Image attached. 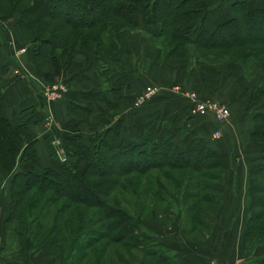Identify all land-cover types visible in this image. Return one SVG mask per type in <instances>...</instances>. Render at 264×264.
Returning <instances> with one entry per match:
<instances>
[{"label":"trees","instance_id":"16d2710c","mask_svg":"<svg viewBox=\"0 0 264 264\" xmlns=\"http://www.w3.org/2000/svg\"><path fill=\"white\" fill-rule=\"evenodd\" d=\"M211 1L0 0V19L15 17L20 39L31 41L36 71L49 79L68 63L75 50L87 53L92 62L105 48L125 53V46H132L128 37L137 25L136 14L140 13L143 24L151 28L150 35L162 38L164 57L187 58L185 46L192 42L197 53L202 54L199 59L205 62L226 65L238 61L258 69L261 81L252 87L245 109L253 121L252 139L264 142V6L250 8L247 0H237L230 4L232 13L216 23L213 30L203 22L193 27L194 18L204 16ZM48 59L53 63L52 72L44 69ZM3 79L0 75V178L9 182L11 209L2 221L1 236L5 242L0 246V264L20 263L26 255L28 240L32 242L31 251L47 247L53 264H57L53 259H61V264H107V259L115 264L111 257L98 254L83 259L85 248L90 249L93 243L104 239L127 248L129 253H115L122 264H180L167 252V245L160 244L159 235L141 219L142 214L134 216L121 206L113 191L121 184L122 176L147 173L153 168H168L165 176L179 182L170 173V169H177L189 181L181 196L184 202L192 199L184 204L187 213L197 208L200 198L216 204L225 163L209 138H190L183 125L173 131L162 129L158 117H154L136 130L133 141L121 137L118 142L112 136L92 137L89 133L69 136L65 143L67 154L82 156L84 163L61 162L57 168H51L38 161L34 135L24 124L4 114ZM19 164L27 167L23 169ZM247 175V219L241 242L245 253H252L261 244L263 248L260 255L240 264H264V154L253 160ZM191 176L202 177L203 181ZM139 181L128 179L120 185L121 189L132 184L134 191ZM202 190L207 192L200 195ZM43 194L45 200L40 204ZM57 201L60 203L52 222L40 223L44 207ZM88 207L98 208L99 213L88 215ZM64 211L68 215L61 219ZM200 216L191 218L204 223ZM189 230L186 229L187 234ZM14 242L17 248L12 249Z\"/></svg>","mask_w":264,"mask_h":264},{"label":"crops","instance_id":"0c3cea01","mask_svg":"<svg viewBox=\"0 0 264 264\" xmlns=\"http://www.w3.org/2000/svg\"><path fill=\"white\" fill-rule=\"evenodd\" d=\"M234 1L237 0H220L218 5L227 7L226 10L229 11L227 13L230 15V4ZM247 4L250 8L252 6H264V0H247ZM10 19L12 18L7 20L9 22L5 21L6 24L3 25L4 27L6 26L7 29H3V34L0 33V75L3 76L5 83L4 93H2L1 99L4 105L3 111L12 121L24 124L26 129L34 135L38 161L42 165H49L51 168H57L61 162L56 160V157L51 154V143H53L54 146L57 143L65 145L67 137L73 135H86L89 133V130L82 129L81 126H78L79 121L81 119L84 120V118L77 119L78 114L73 111L78 107L86 113V117L90 115V122L94 116V122H100L98 111L103 107L99 106L101 100L97 99L96 94L99 90L104 89L105 80L101 79L98 73L92 70V58L82 50H75V52H72L70 55L68 63H66L58 74L55 75L64 77L68 80L70 86L69 90L64 93L62 98L57 100L47 101L37 99V93L45 88L48 79L36 71L30 49L20 54L16 53V55L15 52H12L15 50H12L10 47L11 45H7L8 39H6V41L3 39V37H5L4 35L8 34L11 36L9 39H11L12 42L15 36L18 38L20 35L16 26V20L12 23ZM137 20H139V17ZM142 23L141 18V27L144 25ZM17 38L16 40H18ZM129 40H131L130 37ZM131 42L133 41L131 40ZM136 49L137 47L134 48L135 51ZM149 58L152 64H149L148 68L151 70L145 72L144 78L139 79L135 75L137 74L135 63L130 62V65L129 63L126 64L129 73H124L121 78L118 76V80L116 79L117 81H115L117 85L110 84L115 88V92L118 95L130 94L129 89L134 88V83L138 82V84H141V82L145 81V78L151 81L149 83H154L159 87L150 101L132 110H130L128 103L125 104L126 102L124 103L120 98L118 102L116 101V112L117 110L119 112H124L126 116L125 120H122L121 117L115 115V120H111L108 123L107 127L113 129L112 138L118 142H120L121 137L124 141H133L135 139L136 130L142 128L149 119L154 117H158L162 129L173 131L177 126L183 125L186 127V132L192 137L210 138L212 130L220 126V121L214 119L213 115L209 112L201 114L194 112L192 109L193 99L185 93L186 91H192L198 95L199 99L211 98L213 100L214 97L219 95L222 97L218 92L222 87H216V82V89L215 87L211 88L214 84V80L210 78L208 80L209 83L205 82L202 84L200 80H198V82L194 79L196 74L195 71L190 73L194 81L193 86L191 88L189 86L185 87L180 77V73H182L183 69L180 68V63L184 58H177L179 61L176 60L178 62L175 63V66H173L172 60H169L171 64L169 62H163L162 67H160L161 69L156 67L155 58ZM52 64L51 59H48V64L44 67L46 72L53 71ZM203 65L204 67H212L213 69L215 66H222L226 71L228 70V74L234 71L232 69L234 64L230 62L226 63V65H211L208 63ZM206 69L211 70V68ZM231 69L232 72L230 71ZM112 71L114 73L112 72L110 77L117 75L119 70L113 69ZM219 78L220 80L223 79L221 77ZM230 79L231 77H226L224 79L227 82L224 85V91L222 89L224 98L221 100L226 99L229 101L233 98L227 94V90L231 91L232 89V86H229L232 82ZM109 80L110 79H107V82ZM223 83L224 82L221 81V84ZM245 102H243V105L240 107H238V105L235 106L234 102L228 106L230 108L229 117L226 123H224L223 126L221 125L222 127L226 125L225 131L228 132L230 128L233 129L235 127L234 121L230 115L238 109L242 110V107L245 109ZM121 103L125 106H122ZM202 116H205V119H201ZM75 118L78 120L77 122ZM89 120H87V122ZM248 122L247 134H249L253 126L250 120ZM63 147L65 148V146ZM67 158L66 160L77 165H82L84 163L83 157L80 155H68ZM6 181L5 179H0V246L5 242L1 236V230H3L2 221L4 216H6V211L9 206L8 203L11 199L9 186ZM238 198L239 197L234 194L228 206L223 205L218 211L219 215L217 216V220L221 221L219 226L216 225L218 234H214L213 237L207 236L204 240L197 241L179 239L181 242H179L178 245L182 244V247H179V249L177 248L173 256L180 264H210L212 258L215 257L218 258L222 264H240L243 262L248 263L255 255L261 254L263 248L262 244L258 245L252 253H245L243 250L241 236L243 235V225L245 221L244 216L241 215L243 210L241 211L242 206ZM239 211H241V213ZM229 234H231L232 237L229 236ZM31 243L30 240L25 243L24 253L26 255L18 264H53L49 257L50 255L44 249L41 252L31 251Z\"/></svg>","mask_w":264,"mask_h":264},{"label":"rangeland","instance_id":"374dc122","mask_svg":"<svg viewBox=\"0 0 264 264\" xmlns=\"http://www.w3.org/2000/svg\"><path fill=\"white\" fill-rule=\"evenodd\" d=\"M220 0H212L210 5L207 7L204 16H200L198 18H194L192 22V26H196L200 24V22H203L204 25L211 31L216 27V23H218L220 20L224 19L225 17L229 16V12L227 7H222V5H218ZM231 11V10H230ZM232 13V11L230 12ZM18 12H15V15H17ZM137 17H139V20H137V25L134 28V31L130 33L129 37L134 42L132 43V46L129 45L128 47L125 46L126 50L124 51L117 50L114 52V50L105 48V50L102 53H99L98 59L94 60V62L91 63L92 70L95 71V73H98V76L105 80L104 89L99 90L97 92V99L101 100V105L103 108L98 111L100 115V122L95 123L93 117L92 121L90 122L89 116H85L86 113H84L81 108L74 109V113L78 114L77 119L84 118V120H80L78 126H81L82 129L89 130L90 136L93 137L97 134H100L101 137L104 136L105 138L108 137L111 139L113 129L110 127H107L108 123L111 120H115V117L118 115V117H121L122 120H125V114L124 112H119L117 110L115 103L118 102L119 98L122 100L125 104L128 103L130 110L134 109L131 104L133 102L134 96L145 87V85L149 84V82L146 78L145 81L141 82V84H138V82L134 83V88L129 89L130 94H123L118 95L116 94L115 88L112 87V85L117 83V77L120 76V78L124 75V73H129L128 68L126 67V64L130 62L135 63V69L137 74H135L139 79L144 78V74L147 71H150L151 69L148 68L149 64L151 65L152 62L150 61L151 58L156 59V67L158 69H161L163 62H169L172 60L173 66H175L176 62L179 60L177 58L168 59L165 58L164 55H162L161 47L163 46V41L161 37H155V35H150V28L143 25L141 27V15L140 13L136 14ZM12 19V23L15 22V17H10ZM9 18H6L5 20L0 19V33L3 34L5 21H7ZM14 21V22H13ZM9 22V21H7ZM143 24V23H142ZM10 28V27H9ZM7 29V28H6ZM11 29V28H10ZM13 29V28H12ZM133 35V36H132ZM3 39L6 41L8 39L7 45H11L13 53L20 54L23 51H26L27 49H30L31 47V41L30 40H22L20 39V35L15 36L11 42V36L6 34L4 35ZM193 37V35H191ZM16 38L18 40H16ZM194 43H190L185 46V54H187V58L185 60L181 61L180 68L182 69V73H180V77L182 79L183 84L185 87L189 86L190 88L193 86L194 81L192 80V75L190 74L192 71H195L196 74L194 76L195 80H200L202 84L209 83V78L211 80H214V84L211 88L220 86L222 87L221 90H218L219 94L222 95V97L219 95L217 97H214L212 102L220 103L226 105L228 107L231 103L234 102L235 106L238 105V107L243 105V102L247 101L248 98H250L251 89L254 87V85L259 84L261 81L260 73L256 69H253L251 66L247 67L242 62L233 61L230 63L234 64V67L232 68L234 71L231 74H228L224 67L222 66H215L214 69L212 67H204L203 64L209 62H205L200 58L202 54L197 53L196 47L194 46ZM132 47V50L130 49ZM136 51L134 48H136ZM122 49V48H121ZM124 49V47H123ZM31 50V49H30ZM148 50V51H147ZM127 51V52H126ZM123 52V53H122ZM16 54V55H17ZM15 55V56H16ZM206 55V54H204ZM155 56V57H154ZM208 56H211V54ZM206 56V57H208ZM121 58V60H120ZM210 58V57H208ZM216 59H219V57H215ZM170 60V61H169ZM178 60V61H176ZM171 64V63H170ZM216 64V63H212ZM211 64V65H212ZM217 65V64H216ZM220 65V64H219ZM172 66V67H173ZM148 68V69H147ZM211 68V70L206 69ZM116 69L119 70L117 75L110 77L112 74V70ZM232 69L230 70L232 72ZM201 70V71H200ZM152 72V71H151ZM150 72V73H151ZM114 73V72H113ZM190 74V75H189ZM189 75V76H188ZM223 78L220 80V78ZM231 77L230 80H232L231 85V91L227 90V94L232 96L233 98L229 101L224 99V94L222 92V89L224 91V85L227 82L224 80L225 78ZM115 78V79H114ZM55 79H61V81H65L66 84L69 86V82L67 79L61 76H53L52 78H49L45 88L49 83ZM107 79H110L107 82ZM113 79V80H112ZM117 79V80H116ZM102 80V81H103ZM221 81L224 83L221 84ZM122 82V81H121ZM199 82V81H198ZM217 82V83H216ZM219 82V84H218ZM216 83V84H215ZM230 83V82H229ZM112 84V85H110ZM154 84V83H152ZM207 85V84H206ZM70 87V86H69ZM215 87V89H216ZM45 88L37 93V99L46 100L43 97V92L45 91ZM242 90V91H241ZM64 95V94H63ZM63 97V96H62ZM60 97V98H62ZM59 98V99H60ZM152 99V98H151ZM228 101V102H226ZM246 104V102H245ZM122 106H125L123 103H121ZM94 107V106H93ZM245 107V106H244ZM137 108V107H135ZM124 109V108H123ZM230 109V108H229ZM243 110V111H242ZM241 109L236 110L233 112L230 117H232V120L234 121L235 127L233 129H229L228 132L225 131V127H222L224 123H226L228 116L222 121L220 126L217 127L221 131L220 136L214 137L212 135L208 139V142L215 148L220 151V155L222 158V161L225 163V166L223 167V171L221 173V180L218 184V200L217 203H210L206 201H202L200 198L198 201L197 208H193L189 213H187L186 210V203H191V200H187L184 202L183 196L184 193V185L185 183L189 182L187 177L184 178L182 176V173L180 170H174L170 169V173L174 175V177L180 179L179 182L175 179L168 178L166 175V171L169 170L168 168H153L151 170H148L147 173L139 174V173H129L127 175L122 176L121 178V184L127 183L128 179H132L133 181L140 180L135 184V190H132V184H129L126 186L129 187L128 189H125V185L121 189V184L119 186H116V188L113 191V194L118 196V200L120 202V205L130 210L134 216L138 215L139 213L142 214V220L147 224V226L151 229H153V232L157 233L159 236L157 240L161 242L160 244L162 246L167 245L168 247V253L175 254L174 252L177 251V248L182 247V244H179L181 242L179 239H190V241H197V240H204L207 236L213 237L214 234H218L216 225L219 226L220 220H217V216L219 215V210L221 207L228 206L229 201L232 199V196L237 195L240 200V204L242 206L241 215L244 216V221L246 222L247 219V202H246V194H247V170L249 166H251L253 160L257 159L261 154H264V142L257 141L252 139L250 132L247 134V125H249L250 120V112H247L246 109L242 107ZM245 110V111H244ZM116 115V116H115ZM97 117V116H96ZM205 119V116H202L201 119ZM119 119V118H118ZM231 119V118H230ZM87 120H89L87 122ZM75 121L77 122L78 120ZM206 121V120H205ZM238 122V124H237ZM250 122L253 124V121L250 120ZM222 125V126H221ZM229 125V124H227ZM189 137L191 136L188 133ZM188 139L190 140V137ZM187 139V140H188ZM89 141V139H87ZM117 140V139H116ZM51 150L52 155L56 157V160H59L60 162H68V160L65 159V161L60 158V156L55 151V145L51 143ZM54 146V147H52ZM60 146H65L61 144ZM63 151L66 155V148L63 147ZM68 159V158H67ZM19 166H22L23 169H25L27 166H23V164H19ZM193 180H202V177L198 176H191ZM3 180L2 178H0ZM157 179V180H156ZM238 179V181H237ZM7 180V179H6ZM159 181L160 183L158 184ZM8 183V186L10 188L8 180L6 181ZM132 183V182H130ZM237 183V187H236ZM181 184V185H180ZM7 185V184H6ZM190 190H193L195 188H189ZM236 189V190H235ZM204 192H207V190H202L200 195L204 194ZM45 195H42V201H40V204L45 200ZM199 195V197H200ZM10 203H8V208H10ZM60 201H57L53 205L47 204L44 207V213L40 216L38 221L44 222L46 224H49L52 222V216L57 211V207L59 205ZM238 203V204H239ZM40 204L34 208V210H37L40 207ZM11 209V208H10ZM88 211V215H94L99 213L98 208H92L88 207L86 208ZM199 210V211H197ZM69 211V210H68ZM68 211H64L60 217L61 219L64 218V216L68 215ZM7 212V211H6ZM200 212V214H199ZM197 215H201L204 223H199L197 220H193L191 217H195ZM224 216V215H223ZM195 221L192 223V227H190V221ZM230 220V219H229ZM215 225V230H214ZM190 228L189 234H187L186 229ZM229 236L232 237L231 234ZM228 236V237H229ZM159 244V243H158ZM10 247V246H9ZM12 249L17 248V245L11 244ZM48 253V248L43 246V248ZM85 257L83 256V259L93 258V255H101L102 258H108L111 257L112 261H114L115 264H122V262H118L115 258V253L117 251H121L124 254L129 253L127 248L122 247L120 244L108 242L106 239L96 241V243L92 244V246L89 248H85ZM136 250V249H135ZM41 251V250H39ZM140 252L141 251H136ZM138 254V253H137ZM108 256V257H107ZM51 258V257H50ZM216 258V257H215ZM82 259V260H83ZM110 259V260H111ZM56 263H61V259L54 260ZM107 264V259H105ZM211 264V263H210Z\"/></svg>","mask_w":264,"mask_h":264},{"label":"built area","instance_id":"2783aa9c","mask_svg":"<svg viewBox=\"0 0 264 264\" xmlns=\"http://www.w3.org/2000/svg\"><path fill=\"white\" fill-rule=\"evenodd\" d=\"M158 86L156 84L149 83L145 85L144 88H142L133 99V102L131 106L137 107L141 105L142 103H145V101L152 98V96L158 91ZM69 90V86L66 84L65 81H61V79H55L49 83V85L46 86L45 91L43 92V97L47 101L49 100H57L60 97L63 96V94ZM187 95H189L193 100L192 103V109L194 112H197L199 114L201 113H207L209 112L211 115H213L214 119L217 121L222 122L229 114L230 109L229 107H226L224 104L216 103L215 101L212 102L210 99H199L198 95H196L192 91H186ZM221 131L219 129H215L214 132H212V135L214 137L220 136ZM55 151L56 153L62 158L64 161L67 159L68 155L65 154L63 151V146H60V143L56 144ZM211 264H222L221 261L218 260V258H212Z\"/></svg>","mask_w":264,"mask_h":264}]
</instances>
